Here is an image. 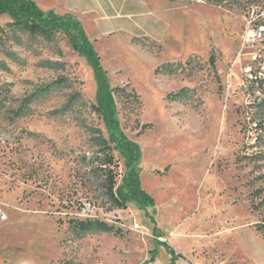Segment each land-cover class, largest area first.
<instances>
[{"label":"rangeland","instance_id":"obj_1","mask_svg":"<svg viewBox=\"0 0 264 264\" xmlns=\"http://www.w3.org/2000/svg\"><path fill=\"white\" fill-rule=\"evenodd\" d=\"M39 1L42 10L61 9V0ZM149 1L145 17H162L160 29H147L155 39L103 35L84 23L109 84L137 95L116 104L139 147L146 207L98 204L89 129L105 130L88 61L61 31L30 34L0 15V264H168L160 242L181 255L174 264H264L255 228L264 219V83L249 86L243 71L264 65V39L253 40L260 18L251 17L264 0ZM167 62L180 66L168 75ZM181 88V100L168 98ZM73 92L71 109L55 113ZM256 190L262 205L252 210ZM87 218L120 233L71 226Z\"/></svg>","mask_w":264,"mask_h":264},{"label":"trees","instance_id":"obj_2","mask_svg":"<svg viewBox=\"0 0 264 264\" xmlns=\"http://www.w3.org/2000/svg\"><path fill=\"white\" fill-rule=\"evenodd\" d=\"M0 15H8L11 18L10 24L17 26L30 34H39L51 37L56 31L64 33L71 47L83 56L91 65L96 80L95 102L92 104L93 110L99 115L103 124V131L99 127H90V141L94 146V157L92 165L89 167L91 178L96 184V189L101 191L99 206L105 210L115 208H126L127 203H136L141 207H146L152 203L151 197L140 186L138 171L135 163L139 157V147L123 131L117 115L116 96H131L136 98L134 90H126L125 86H111L107 80L104 68L101 65L100 57L93 48L80 21L71 14H58L52 10H42L33 0H0ZM3 29L0 28V33ZM214 55L210 57V62L214 64ZM175 66V67H174ZM180 63L167 62L162 68L170 75L175 73ZM160 70L159 67L157 71ZM62 82L61 79H58ZM57 82V81H56ZM264 77H257L248 81L249 86H263ZM186 88L170 92L169 99H179L185 96ZM79 93L73 92L67 100L55 111V113H65L72 107L73 102L78 98ZM149 126L143 124L142 128ZM116 153L118 156H116ZM122 161L123 171H119V161ZM118 177L120 182L118 183ZM259 190L250 193V206L252 210H258L262 203H255ZM71 226L79 232L105 231L120 233V229L104 220L97 218L73 219ZM257 231L264 234V219L255 223ZM155 233H161L155 230ZM159 244L165 246L170 254L168 264H174L179 253L169 247L166 243ZM145 261L141 264H146ZM63 264H70L64 262Z\"/></svg>","mask_w":264,"mask_h":264},{"label":"crops","instance_id":"obj_3","mask_svg":"<svg viewBox=\"0 0 264 264\" xmlns=\"http://www.w3.org/2000/svg\"><path fill=\"white\" fill-rule=\"evenodd\" d=\"M35 2L39 6L40 1ZM60 6L61 9L58 6L60 10L57 8L49 10L58 14H71L80 21L83 28L86 27L84 26L86 23L91 25L95 32L103 35L123 33L130 38L132 35L140 34L155 39L156 30L153 32L147 29L151 27L160 29L162 26V17H145L144 14L152 13L149 10L151 7L149 0H61ZM156 11L160 13V10Z\"/></svg>","mask_w":264,"mask_h":264},{"label":"built area","instance_id":"obj_4","mask_svg":"<svg viewBox=\"0 0 264 264\" xmlns=\"http://www.w3.org/2000/svg\"><path fill=\"white\" fill-rule=\"evenodd\" d=\"M256 16V18H260V20L256 23L253 29V40L254 41H262L264 39V9H262L259 13H255L251 11V17ZM257 60V54L253 53L251 61L255 62ZM244 77L247 81L256 79L257 77H264V65L261 67L252 68L251 63H248L244 69ZM263 73V74H262ZM4 204L0 202V220L6 219V213L4 210Z\"/></svg>","mask_w":264,"mask_h":264}]
</instances>
